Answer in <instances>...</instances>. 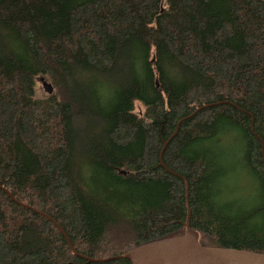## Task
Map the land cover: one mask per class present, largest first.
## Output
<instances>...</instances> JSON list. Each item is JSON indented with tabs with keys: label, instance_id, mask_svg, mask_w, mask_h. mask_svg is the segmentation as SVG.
<instances>
[{
	"label": "trees",
	"instance_id": "obj_1",
	"mask_svg": "<svg viewBox=\"0 0 264 264\" xmlns=\"http://www.w3.org/2000/svg\"><path fill=\"white\" fill-rule=\"evenodd\" d=\"M165 142L197 242L264 254V0H0V264L183 235Z\"/></svg>",
	"mask_w": 264,
	"mask_h": 264
},
{
	"label": "water",
	"instance_id": "obj_2",
	"mask_svg": "<svg viewBox=\"0 0 264 264\" xmlns=\"http://www.w3.org/2000/svg\"><path fill=\"white\" fill-rule=\"evenodd\" d=\"M40 83L45 93L47 95H50L52 93L51 85L42 78H40ZM194 114L195 112L187 118H190ZM187 118H184L183 120ZM174 133L172 134V136L174 135ZM171 137L168 138L167 142L171 139ZM167 142L163 144L158 161L159 165L168 174L177 177L183 183L184 204L186 210L185 230L183 235L139 245L126 252L123 256L110 257L102 260H95L83 257L86 262L105 263L111 260L124 259L128 261L129 264H264V254L238 249L207 247L202 246L197 242V235L194 232L189 231L187 182L184 177L168 170L161 162V153ZM50 221L56 226V228L61 232L62 236L67 241V238L63 231L60 229V227L55 224L52 220ZM67 244L69 248L73 251L68 241Z\"/></svg>",
	"mask_w": 264,
	"mask_h": 264
},
{
	"label": "rangeland",
	"instance_id": "obj_3",
	"mask_svg": "<svg viewBox=\"0 0 264 264\" xmlns=\"http://www.w3.org/2000/svg\"><path fill=\"white\" fill-rule=\"evenodd\" d=\"M34 92H35V97L36 98H45L48 95L45 93V91L43 90L41 83H40V79L36 78L34 81ZM135 112L136 113H140L141 109L140 106L138 104H135Z\"/></svg>",
	"mask_w": 264,
	"mask_h": 264
}]
</instances>
